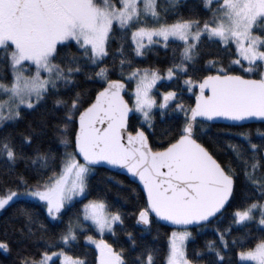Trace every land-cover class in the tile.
Segmentation results:
<instances>
[{"label": "trees", "instance_id": "obj_1", "mask_svg": "<svg viewBox=\"0 0 264 264\" xmlns=\"http://www.w3.org/2000/svg\"><path fill=\"white\" fill-rule=\"evenodd\" d=\"M161 23L198 22L211 19L212 10L204 0H158ZM264 37V20L259 22ZM156 22L149 20L147 26ZM139 24L121 28L113 26L108 38L106 56L97 64L92 55L73 42L58 45L53 56L62 78L48 88L34 109H22L17 120L0 127V197L11 192L32 193L47 187L58 175L67 157L76 154L75 137L78 117L112 80L126 82L125 97L132 105L136 71H167L182 64L183 44L170 41L166 47L150 46L140 58L132 39ZM9 48V47H8ZM0 48V83H13L11 60ZM239 58L235 47L203 37L196 48V57L187 73L177 72L172 81H163L159 91L172 92L173 107L157 106L149 125L137 113L130 120L129 130L145 131L151 147L161 151L177 142L188 124L187 113L195 104V93L182 83L183 76L197 82L214 74H236L247 77L244 67L234 62ZM243 68V70H242ZM219 69V70H218ZM261 63L253 78L259 79ZM250 77V76H249ZM160 101V99H158ZM187 111V112H186ZM195 139L202 144L234 179V192L225 211L213 221L186 228V258L190 264H242L239 254L264 243V123L247 126L214 125L197 122ZM90 168V167H89ZM103 204L108 213L119 217L113 232L103 238L120 255L123 264H167L170 242L176 231L155 218L149 228H141L138 217L148 211L145 194L129 178L103 168H90L86 195L70 204L52 221L44 205L31 199L13 201L0 213V264H39L54 253L97 264L98 252L87 243L89 237L101 238L96 227L83 218L89 203ZM249 211L248 217L239 214ZM73 241H65L71 228ZM179 231V230H177ZM173 245V240H172ZM50 264H60L58 259Z\"/></svg>", "mask_w": 264, "mask_h": 264}, {"label": "rangeland", "instance_id": "obj_2", "mask_svg": "<svg viewBox=\"0 0 264 264\" xmlns=\"http://www.w3.org/2000/svg\"><path fill=\"white\" fill-rule=\"evenodd\" d=\"M204 1L212 10L211 19L204 25L192 21L165 25L160 22L158 0H0V48H12L8 54L13 73L10 86L0 83V127L17 120L22 109H34L51 84L62 78L61 69L53 61L58 45L73 42L87 50L97 64L106 56L108 38L115 25L129 28L139 24L132 31V39L140 58L150 46L166 47L170 41L183 44L182 64L165 75L143 70L129 77L134 82L131 92L133 108L149 125L153 109L160 105L165 107L164 101L165 105L173 107L175 114L182 112V107L173 102L174 93L161 91L156 98L155 91H159L161 82L172 81L177 72L187 73L203 37L220 41L223 46L235 47L239 58L234 64L244 67L242 70L248 78H253L257 64L261 63L263 69L258 75L264 82V37L258 32L261 28L259 22L264 20V0ZM149 20L156 24L147 26ZM182 83L189 93L196 88L197 96L201 81L183 76ZM89 173V166L76 154L70 155L61 172L47 183L46 188L28 194L11 192L0 197V213L13 201L26 198L44 205L50 219L56 222L70 204L85 197ZM260 207L264 211V204ZM248 215L249 211H245L239 217L245 219ZM83 218L102 235L101 238L87 239V243L98 252L97 264H123L120 255L103 238L113 232L119 217L95 202L84 207ZM74 238L75 228L72 227L65 241L71 242ZM189 239L186 229L173 233L167 264H190L186 258ZM56 259L60 264H84L64 252L47 255L39 264H50ZM239 261L242 264H264V243L240 253Z\"/></svg>", "mask_w": 264, "mask_h": 264}, {"label": "water", "instance_id": "obj_3", "mask_svg": "<svg viewBox=\"0 0 264 264\" xmlns=\"http://www.w3.org/2000/svg\"><path fill=\"white\" fill-rule=\"evenodd\" d=\"M126 83L109 81L78 117L75 150L90 168H103L138 184L148 211L141 228L155 218L172 229L207 224L221 215L234 192V179L195 139L197 122L247 126L264 123V82L236 74H214L197 89L183 136L161 151L147 134L129 130L135 110Z\"/></svg>", "mask_w": 264, "mask_h": 264}]
</instances>
